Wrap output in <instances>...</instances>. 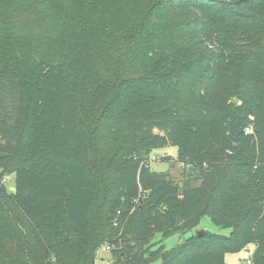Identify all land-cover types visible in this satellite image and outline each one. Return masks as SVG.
<instances>
[{
  "label": "trees",
  "instance_id": "16d2710c",
  "mask_svg": "<svg viewBox=\"0 0 264 264\" xmlns=\"http://www.w3.org/2000/svg\"><path fill=\"white\" fill-rule=\"evenodd\" d=\"M167 137L182 183L145 161ZM205 216L231 232L199 236ZM106 244L113 264L251 244L264 264V0H0V264Z\"/></svg>",
  "mask_w": 264,
  "mask_h": 264
},
{
  "label": "rangeland",
  "instance_id": "374dc122",
  "mask_svg": "<svg viewBox=\"0 0 264 264\" xmlns=\"http://www.w3.org/2000/svg\"><path fill=\"white\" fill-rule=\"evenodd\" d=\"M155 132L158 134H165L164 131L156 128ZM178 148L167 137V142L160 147L155 148L145 161L150 170L166 174L176 182L182 183L184 179L185 165L178 160ZM3 184L8 191L15 190V178L14 174H7L3 178ZM197 231L205 229L212 233L228 235L231 229L224 228L215 224L209 216L202 218L200 224L195 228ZM194 229V230H195ZM190 233L186 234H174L170 237H162L157 235L152 241L158 242L155 246L157 248L163 247L164 252L170 249L172 246L184 241ZM162 244V245H161ZM108 245V244H106ZM111 246V244H109ZM108 245V246H109ZM255 249V245L251 244L246 249L239 252L226 253V262L228 264H247V259L251 258V255ZM161 260H158L154 264H160ZM96 264H113L112 253L110 249H106L102 246L96 256Z\"/></svg>",
  "mask_w": 264,
  "mask_h": 264
},
{
  "label": "built area",
  "instance_id": "2783aa9c",
  "mask_svg": "<svg viewBox=\"0 0 264 264\" xmlns=\"http://www.w3.org/2000/svg\"><path fill=\"white\" fill-rule=\"evenodd\" d=\"M106 249H110V246L106 245L105 246ZM247 264H252L251 258L247 259Z\"/></svg>",
  "mask_w": 264,
  "mask_h": 264
},
{
  "label": "water",
  "instance_id": "95a60500",
  "mask_svg": "<svg viewBox=\"0 0 264 264\" xmlns=\"http://www.w3.org/2000/svg\"><path fill=\"white\" fill-rule=\"evenodd\" d=\"M235 99H237V98H235ZM205 231H206L205 229H202V230H198L197 233L199 236H201L203 233H205Z\"/></svg>",
  "mask_w": 264,
  "mask_h": 264
}]
</instances>
